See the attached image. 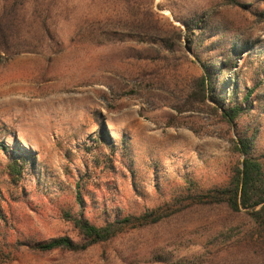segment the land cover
Listing matches in <instances>:
<instances>
[{
  "label": "rangeland",
  "instance_id": "374dc122",
  "mask_svg": "<svg viewBox=\"0 0 264 264\" xmlns=\"http://www.w3.org/2000/svg\"><path fill=\"white\" fill-rule=\"evenodd\" d=\"M206 69L225 108L255 91L235 125ZM241 136L264 165V0H0V264H264L246 213L189 199L228 182ZM159 209L85 251L29 247Z\"/></svg>",
  "mask_w": 264,
  "mask_h": 264
},
{
  "label": "trees",
  "instance_id": "16d2710c",
  "mask_svg": "<svg viewBox=\"0 0 264 264\" xmlns=\"http://www.w3.org/2000/svg\"><path fill=\"white\" fill-rule=\"evenodd\" d=\"M9 34L10 33L6 30L5 36H2V38L5 37L3 40V46L5 47H7L9 38L11 37ZM230 49V60H232L233 57L236 58L241 55L239 48L235 46V44H233ZM220 64L224 71L227 69L231 71L233 66L236 65L232 63V66L229 67V64L227 63L220 62ZM215 65L217 66V64ZM208 70L206 71L202 82L203 93L205 92L204 88H207L209 91L213 92L214 99L215 93L221 95L222 101L215 99V102L220 108H222V118L229 125H235V123L243 118L244 114L248 112V101L255 91L249 90L246 93L244 100L240 103L232 99L229 101V104H231L230 107L225 108L227 94L217 93L214 88L217 82H211L216 81L219 76L213 80L215 72H210ZM227 84L228 83H226V80L223 78V81L219 83L221 87L219 91L225 92ZM253 145L254 139L247 136H241L237 141L233 142V152L239 155L242 159L233 168L228 182L224 186L212 188L207 191H196L195 194L190 195L189 199L195 201L191 202L193 205H224L232 213H246L253 221L256 229L255 231H257L264 243V165L259 158L254 156L252 152ZM8 168L12 175L20 176L23 173V168L17 160H12L8 165ZM185 198L186 197L178 198L176 202H174V204L181 207L178 211L186 208V206H184L185 202H182ZM167 205H169L168 207L172 206L170 203ZM167 212L168 211H165L164 209L154 210L146 212L138 217L127 216L125 218H117L104 225H95L88 220L71 218L69 216L68 218L73 221L84 238L82 243H76L69 237H60L37 243L29 247L41 253H49L55 250H67L70 252L85 251L93 246L110 242L129 229L159 223L162 219L171 215ZM262 248L264 250V244L262 245Z\"/></svg>",
  "mask_w": 264,
  "mask_h": 264
}]
</instances>
